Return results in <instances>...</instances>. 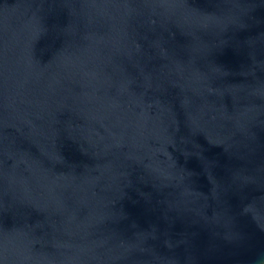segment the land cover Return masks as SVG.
<instances>
[{"label":"water","instance_id":"1","mask_svg":"<svg viewBox=\"0 0 264 264\" xmlns=\"http://www.w3.org/2000/svg\"><path fill=\"white\" fill-rule=\"evenodd\" d=\"M0 264H264V0H0Z\"/></svg>","mask_w":264,"mask_h":264}]
</instances>
